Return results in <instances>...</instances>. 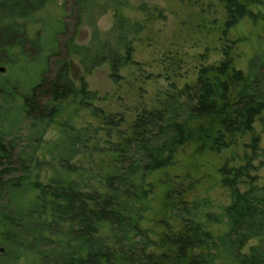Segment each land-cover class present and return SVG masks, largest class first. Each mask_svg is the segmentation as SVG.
<instances>
[{
    "label": "trees",
    "instance_id": "16d2710c",
    "mask_svg": "<svg viewBox=\"0 0 264 264\" xmlns=\"http://www.w3.org/2000/svg\"><path fill=\"white\" fill-rule=\"evenodd\" d=\"M51 1L0 0V64L6 51H23L27 42L17 21L27 20ZM111 1L120 9L127 0ZM219 2L226 15L219 62L192 67L193 78L179 86L181 59L168 58L167 88L130 109L122 103L138 79L122 72L142 69L132 60L126 34L139 33L142 26L130 24L116 11L115 45L106 41L91 51L73 39L66 43V59L80 56L87 74L92 66L109 65L120 111L107 114L98 107L107 97L90 92L83 80L75 86L67 60L52 80L41 78L23 98L17 119L31 121L32 142L43 136L58 105L69 99L89 111L98 126H62L68 141H60L56 155L47 159L11 157L13 143L0 136V264H264V186L249 175L252 157H243L237 167H230L229 159L218 169L231 200L223 211L227 230L220 236L194 220L195 208L184 199L192 184L166 191L175 225L164 221V231L155 240L142 225L153 195L147 177L171 167L178 149L203 138L219 151L253 135L256 122L264 127V54L253 57L246 72L239 71L229 59L226 40L244 18L262 19L252 8L264 7V0ZM92 42H99L96 33ZM138 90L137 102L145 96ZM201 121L207 126H198ZM257 144L251 136L244 147L255 153Z\"/></svg>",
    "mask_w": 264,
    "mask_h": 264
},
{
    "label": "rangeland",
    "instance_id": "374dc122",
    "mask_svg": "<svg viewBox=\"0 0 264 264\" xmlns=\"http://www.w3.org/2000/svg\"><path fill=\"white\" fill-rule=\"evenodd\" d=\"M116 11L130 24L139 23L142 26L139 33L126 34L132 49V60L142 69L138 72L136 67H130L122 72L125 76L132 73L130 76L138 79L133 93L122 103L129 109L141 101L149 103L158 92L167 88L164 68L168 65V58L181 59L179 86L193 78L192 67L216 64L222 58L225 37L222 39L220 34L226 15L219 0H127L120 9L111 0H52L27 20L17 21L25 29L27 42L23 51L18 48L6 51L3 54L4 63L0 64L3 69L0 72V136L5 142L13 143L11 157L47 159L56 155L54 148L60 141H68L61 132L62 126L74 129H80L85 124L98 126L89 111L79 108L70 99L58 105L57 116L48 124L43 136L36 137L35 142L29 138L31 121L17 119L23 98L41 78L52 80L64 60L68 61L69 79L75 86L83 80L90 92L107 97L105 101L96 103L98 107L107 114L120 111L114 97L117 86L110 78L109 65L92 66L87 74L81 57L71 55L66 59L65 51L70 39L78 46L91 47V51L96 44L106 41L115 45L116 35L112 33V28ZM252 12H260L262 19L253 21L244 18L228 31L226 38L231 46L229 59L235 69L243 72H246L253 57L264 54V7H253ZM95 33L99 40L97 43L92 42ZM139 88L145 96L137 102ZM201 125L207 126L205 121L198 123V126ZM251 136L258 139L255 153L244 147ZM251 136L219 151L212 150L209 141L197 138L178 149L171 167L147 177L153 186V195L150 211L142 225L152 233V240L164 231V221L175 225L166 200L168 188L181 191L190 184L192 189L185 193L184 199L189 207L195 208L194 220L215 237L226 232L223 211L231 200L229 190L220 184L218 169L229 159H233L229 166L237 167L243 165V157H252L250 163L253 168L249 175L256 179L258 186H264L262 124L255 123ZM239 188L245 190V186Z\"/></svg>",
    "mask_w": 264,
    "mask_h": 264
},
{
    "label": "water",
    "instance_id": "95a60500",
    "mask_svg": "<svg viewBox=\"0 0 264 264\" xmlns=\"http://www.w3.org/2000/svg\"><path fill=\"white\" fill-rule=\"evenodd\" d=\"M0 72H3V69L2 68H0Z\"/></svg>",
    "mask_w": 264,
    "mask_h": 264
}]
</instances>
